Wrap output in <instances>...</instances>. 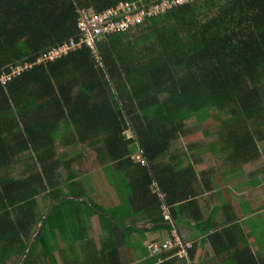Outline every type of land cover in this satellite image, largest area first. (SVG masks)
<instances>
[{
	"label": "trees",
	"instance_id": "16d2710c",
	"mask_svg": "<svg viewBox=\"0 0 264 264\" xmlns=\"http://www.w3.org/2000/svg\"><path fill=\"white\" fill-rule=\"evenodd\" d=\"M121 1L132 0H0V73L77 39V10L99 13ZM95 53L98 64L82 47L0 86V264H19L28 247L22 264H57L56 238L62 243L63 264H126L119 246L130 233L146 230L122 225L87 199L71 168L78 164L80 157H72L81 148L92 151L102 170L131 173L130 196L144 200L150 223L165 230L170 227L160 206L176 214L186 199L179 190L198 182L192 162H199V151L190 156V164L169 155L188 119L214 120V126L202 125L204 137L211 127L217 135L207 143L206 154L222 155L227 171L259 157L257 144L264 141V0L194 1L101 37ZM136 150L143 166L128 159ZM23 155L28 160L24 169L10 176L8 168ZM165 158L162 164L159 160ZM254 182V187L260 184L257 178ZM151 184L156 191L149 196ZM42 202L45 210L40 212ZM92 216L104 239L98 247L89 235ZM223 225L207 236L215 255L227 251L228 258L217 264H264L262 248L254 255L248 250L247 225ZM191 244L189 260L195 249ZM166 257H149L141 264H187Z\"/></svg>",
	"mask_w": 264,
	"mask_h": 264
},
{
	"label": "crops",
	"instance_id": "0c3cea01",
	"mask_svg": "<svg viewBox=\"0 0 264 264\" xmlns=\"http://www.w3.org/2000/svg\"><path fill=\"white\" fill-rule=\"evenodd\" d=\"M195 152L196 150L194 151L187 147L178 150L170 149L169 155H179L181 159H188V161H190L188 164H190L192 161L190 156H192ZM216 155L219 156L218 154H215V156ZM220 158L222 159L223 157L221 156ZM159 161L163 164L167 162V159H160ZM199 163L200 160L196 163L192 162L193 174L198 182L192 180L189 186H185L179 190L185 194L186 198L182 202L183 207L178 209L176 214H173L172 212V214L168 213V215L171 216L173 229L176 234L183 240L189 241L195 245V249L191 257L192 259H188L187 264H217L221 261V258L222 260H226L228 258L227 251L225 250L224 252L219 253V255H215V252L212 250V243L207 239V236L214 232H219V229L224 226L223 224L227 226L228 224L235 223L239 227H241V225L246 226L245 219L259 214V211L262 210L258 211L255 209L247 213H242L239 207L242 205V202L235 203L231 199L242 186L240 185L241 183H239L238 186L235 185L232 186V188L231 186L229 187L235 176L240 177L242 175V172L240 173V167L235 171H227L228 169L226 170V168L221 166L219 163L220 165L218 164L213 166V168L209 167L204 170H198L195 166L201 165V163ZM183 166L187 165L184 164ZM216 167H220V171L216 169ZM108 169L113 170L121 176V179H118L117 183H112L113 187H110L105 182L103 177H101L103 179V183L100 179H97L96 185H92L91 182L88 184V187L92 190L91 194L97 195L101 203L108 206L107 208H115L116 213L118 212L116 207L117 204H121L118 202H121V199L125 200L123 202L125 204V210L119 213V222H121L124 226L129 225L135 229L146 230L144 233L139 232L130 234L134 239H136L135 237L137 235L140 243L138 249L134 250V254L129 251V248L126 249L125 245L124 247H119L120 257L126 264H141L143 260L149 258L146 250L147 245L152 242H161L162 240L168 238L171 232V226H169V230L158 229L159 227L155 229L154 226L157 225H152L150 223L151 220L148 209L143 207L144 200H140L139 197L135 198L130 196L131 192L129 194L128 186H130L131 181L134 179L133 175L129 172L125 173V171L119 172L112 167H108ZM249 176L252 177H248V179L253 178V175ZM257 179L260 181L259 178ZM259 186L260 184L255 187L251 186V188L249 186L247 187L249 190H252ZM149 187L151 188L149 196H151L156 190L153 188L152 184L149 185ZM85 195L87 197L88 194ZM221 196L223 197L221 198ZM190 202L194 203L192 205H187ZM257 207L258 209L260 208L259 203L257 204ZM166 209L168 208L166 207ZM256 210L258 212H256ZM92 218H95V221L97 222V218L95 216H92ZM231 218H233L232 221L229 220ZM224 221L231 223H223ZM162 225L165 224L162 223ZM206 227H209V230L204 233L203 229ZM245 230L248 235V228ZM233 232L238 233L236 229H234ZM244 234L246 235V233L242 232L241 236ZM222 240L221 243L223 244L225 242L223 237ZM247 240V243H251L250 239ZM123 244L124 242H122V246ZM226 244L227 243H224L223 245ZM248 250L253 255L256 251H258L250 245L248 246Z\"/></svg>",
	"mask_w": 264,
	"mask_h": 264
},
{
	"label": "rangeland",
	"instance_id": "374dc122",
	"mask_svg": "<svg viewBox=\"0 0 264 264\" xmlns=\"http://www.w3.org/2000/svg\"><path fill=\"white\" fill-rule=\"evenodd\" d=\"M213 125L214 126V120L213 119H207L204 121V123H197L194 118L188 119L185 123V128H184V136H179L178 139H176L172 144H171V149L178 150L181 148H191L192 150H197L199 151V158H200V163L201 165L195 166L198 170L200 169H207L209 167L216 166L219 163L221 164V156H215V155H208L206 154V145L207 143H212L213 141L216 140L217 135L213 133V128L211 127L210 135L207 137L203 136L202 133V125ZM125 137H129V133L126 131L124 133ZM258 151H259V157L254 160L249 162L248 164L240 166V173L242 174L240 177L235 176L234 180L231 181V186H238L239 183L241 188H239L238 192L232 196V200L235 203L242 202V205L239 206L240 210L242 213H247L250 211H253L257 209V204L259 203V207L264 206V141L261 143L257 144ZM176 148V149H175ZM78 150L77 148H75ZM69 152V151H68ZM188 152V151H187ZM71 153V152H70ZM76 154V153H75ZM80 157V158H79ZM77 160L76 165H73L71 168L74 169L75 171L78 172V177L75 179L83 188L85 194L87 195V199L91 201V203L100 206L103 210H107L108 206L104 205L101 203V201L98 199L97 195L91 194L92 190L90 187H88V184L92 182V185H96V180L100 179V181L103 183V179L105 182L110 186H112V183H117L118 179H121L116 172H114L111 169H104L102 170L101 165L96 163L94 160L92 151L87 149V148H81L79 155L73 156L72 159ZM26 155H23L22 158H20L15 164H12L11 167H9V172L10 176L17 177L19 176L20 172L24 169L25 165L27 164L28 160ZM219 164V165H220ZM60 173H62L61 170H59ZM233 175V174H232ZM249 175H253V178ZM259 178L260 181V186L257 187L256 189L249 190L247 186L251 188V182L254 185L255 178ZM103 177V179L101 178ZM248 179V180H247ZM247 185V186H244ZM112 189V188H111ZM63 192L66 193L67 190L63 189ZM223 196H221L222 198ZM249 199V200H248ZM125 200L121 199V204H117V213L115 211V208L109 209L108 212L115 218L116 221H120L119 218V213L123 212L125 210V204L123 203ZM230 203V201H229ZM45 204L44 202L41 203V208L39 209L40 212H43L45 210ZM130 204V203H129ZM234 205V204H232ZM82 208L85 209V206H82ZM131 208V207H130ZM245 210H244V209ZM251 209V210H250ZM264 209V208H263ZM247 219V218H246ZM245 219V224L248 226V238H251L250 241V246L256 248L257 250H260L261 248L264 250V210L259 211V214L255 215L254 217L251 216L247 220ZM88 226H89V235L90 238L93 239L96 242L97 247L101 243V240L103 241L104 239H101L102 235L100 232L101 225L95 221V218H90L88 220ZM238 232L241 231V228L237 229ZM132 234V233H130ZM127 236L124 238V244L123 246L120 245L119 247H124L126 246V249L129 248V251L134 254V250L138 249L140 243L138 240V237L136 235V239H134L131 235ZM100 238V239H99ZM248 241V240H247ZM52 247H53V253H54V259L57 264H63L60 261L59 258V251L62 249V243L59 238H56L52 242ZM258 255V254H257ZM8 264H14V260L9 261Z\"/></svg>",
	"mask_w": 264,
	"mask_h": 264
},
{
	"label": "built area",
	"instance_id": "2783aa9c",
	"mask_svg": "<svg viewBox=\"0 0 264 264\" xmlns=\"http://www.w3.org/2000/svg\"><path fill=\"white\" fill-rule=\"evenodd\" d=\"M198 0H132L121 1L99 13L87 10H77L75 27L77 39H69L57 46L40 53L33 61L15 64L0 73V86L9 83L22 73L33 67L53 63L65 57L69 53L85 47L98 64L95 53V42L103 36L120 34L143 23L144 21L158 17L166 11L187 5ZM133 164L144 165V160L139 151H135L128 157ZM162 219L171 226L168 238L161 242L149 243L146 247L149 257L167 254L165 259L188 261V253L192 244L179 237L173 229V224L165 206H160Z\"/></svg>",
	"mask_w": 264,
	"mask_h": 264
},
{
	"label": "water",
	"instance_id": "95a60500",
	"mask_svg": "<svg viewBox=\"0 0 264 264\" xmlns=\"http://www.w3.org/2000/svg\"><path fill=\"white\" fill-rule=\"evenodd\" d=\"M77 200H82V199H77ZM41 224H42V222H40V223L37 225L36 232L32 235V237H31V239H30V244H31V242L33 241V239L37 236V234L39 233V230H40ZM30 244H29V246H30ZM28 248H29V247H28ZM28 248L26 249L25 254H24L23 258L21 259V261L19 262V264H22L23 259L26 257L27 252H28Z\"/></svg>",
	"mask_w": 264,
	"mask_h": 264
},
{
	"label": "clouds",
	"instance_id": "9594fccd",
	"mask_svg": "<svg viewBox=\"0 0 264 264\" xmlns=\"http://www.w3.org/2000/svg\"><path fill=\"white\" fill-rule=\"evenodd\" d=\"M133 164V163H132ZM134 165H138V164H134ZM141 166V165H140ZM143 166V165H142Z\"/></svg>",
	"mask_w": 264,
	"mask_h": 264
}]
</instances>
